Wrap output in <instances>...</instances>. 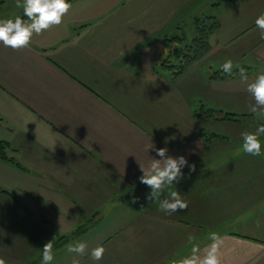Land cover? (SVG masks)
<instances>
[{
  "label": "crops",
  "instance_id": "crops-1",
  "mask_svg": "<svg viewBox=\"0 0 264 264\" xmlns=\"http://www.w3.org/2000/svg\"><path fill=\"white\" fill-rule=\"evenodd\" d=\"M196 1L70 0L63 23L34 35L28 48L0 44V141L8 143L7 159L0 158V223L6 211L16 222L11 212L27 207L25 196L71 211L73 223L110 212L124 191L150 189L138 178L139 164L156 156L146 150L153 143L195 164L193 172L182 169L188 208L170 215L159 202L131 208L112 239L91 241L81 264H178L194 245L203 253L213 232L221 237V264H264V155L245 154L241 137L260 123L247 85L264 73V39L255 26L264 0L216 3L207 17L219 26L203 55L175 76L176 50L196 48ZM21 10L15 0H0V19H26ZM229 59L231 74L222 70ZM201 98V109L235 123L208 118L204 128ZM202 127L227 132L215 142L202 138ZM96 246L105 248L99 262L90 258Z\"/></svg>",
  "mask_w": 264,
  "mask_h": 264
},
{
  "label": "clouds",
  "instance_id": "clouds-1",
  "mask_svg": "<svg viewBox=\"0 0 264 264\" xmlns=\"http://www.w3.org/2000/svg\"><path fill=\"white\" fill-rule=\"evenodd\" d=\"M15 6L23 10L26 19L17 16L15 19H0V44L13 50L26 49L30 46L34 35H40L55 26L63 23L64 17L69 13L72 4L68 0H15ZM255 26L260 30L261 38L264 39V13H261L255 20ZM222 70L231 74L233 71L232 60H227ZM239 75L242 80H248L246 70L239 68ZM247 92L252 95L255 105L250 106L252 113L258 124L254 132H242V151L251 156L264 155L260 137L264 136V73L256 76L253 82L247 85ZM153 149L155 157H151L147 166L139 164L142 173L139 182L148 186L151 192L146 196L149 201L159 200L160 210L172 214L188 208L187 202L182 198L179 191H170L168 198L160 199L165 189L174 187V182H179L184 178L182 169L188 167L189 172L195 171V164H190L184 155H169L167 147L156 148L150 143L146 150ZM156 157H159L158 159ZM133 203L137 198L133 197ZM54 239V238H53ZM52 239V240H53ZM209 239L212 243L201 252L198 245L191 249V255L181 259L178 264H221L219 234L210 233ZM52 240L46 242L42 248V264H52L54 260ZM88 250L85 242H76L67 245V251L75 254L72 264H81L75 257L84 256ZM105 248L96 246L90 252L93 262L103 259ZM0 264H6L4 259H0Z\"/></svg>",
  "mask_w": 264,
  "mask_h": 264
},
{
  "label": "rangeland",
  "instance_id": "rangeland-1",
  "mask_svg": "<svg viewBox=\"0 0 264 264\" xmlns=\"http://www.w3.org/2000/svg\"><path fill=\"white\" fill-rule=\"evenodd\" d=\"M219 1L220 0H197V10L194 13L196 17L192 19V22H190L191 29L194 28L192 23L196 25V29L198 23L202 25L201 21L205 22L207 20V16H209L211 12H215L217 5H219H216V3ZM224 1L226 0H221V2ZM198 19H201V21L198 22ZM202 104L203 100L201 98V100L197 101L199 112H202ZM225 115L223 118L226 117ZM215 116L217 118H221L219 110L215 113L214 117ZM214 117H208L205 114L201 115V119L203 121L202 123L204 125L203 127L205 128L208 118H211L209 120L214 121ZM219 122L224 123V125H222L223 127H228V124L225 123H235L234 121L227 119L222 121L220 120ZM223 132H227L226 128L225 131H220V129L214 130L211 132L213 133L211 139L215 142H219ZM231 134L232 133L228 134V138H231ZM224 137L222 139H225ZM185 183V180H181L180 185H174L172 188L165 189L163 194H169L170 191L181 192L184 189ZM140 189L124 191L122 196L118 195V205L111 207L110 212L101 211L99 213H94L87 217L85 221H81V223L71 222L73 216L71 211H66L65 213L56 212V209L42 201V199L38 201L33 197L25 196L23 198L26 200L25 204L27 207L14 206L16 211L11 212V216L18 214L16 222L14 221V216H12L14 220L10 219V213L6 211L4 213L5 218L2 220L4 223H0V259H4L6 264H42V248L46 242L54 238L52 240L54 254L52 264H72V259L75 254L67 251V245L74 244L76 242H85L87 243L89 249L91 247L92 240L96 241L99 237L108 235L109 237L101 243L105 244V242L112 239L113 235L111 234L114 228L126 221L127 216L131 214V208H157L155 206L159 200L149 201L146 198V196L151 192V189L146 191L144 194L136 195ZM133 197L137 198L136 203L132 202ZM3 198L8 199L7 196H3ZM160 199H164L163 195ZM30 213L34 216V218H32L31 215L28 216ZM163 213L165 214V212ZM63 214H66L67 217ZM166 215L169 214L166 213ZM178 216L181 215L178 213ZM40 217L46 219L60 217V219H56L52 223H36L35 220H38ZM64 237L66 239H64ZM75 258L79 259L81 263L88 260L85 256Z\"/></svg>",
  "mask_w": 264,
  "mask_h": 264
},
{
  "label": "trees",
  "instance_id": "trees-1",
  "mask_svg": "<svg viewBox=\"0 0 264 264\" xmlns=\"http://www.w3.org/2000/svg\"><path fill=\"white\" fill-rule=\"evenodd\" d=\"M68 1H70V0H68ZM229 1H235V0H229ZM208 20H210L209 23H207ZM200 21H201V19H198V22H200ZM201 23H202V25H200L199 23L197 24V32L198 33H197V37L195 40V43H196L195 51L192 54H189L188 52H184L183 48H180V49H177L175 52V54L177 56L182 58L180 65L175 67L177 70L174 73L175 76L185 72L190 65L194 64V62H196L200 59L201 55H203V47L207 41L209 34L219 26V23H218V20L216 17H207V20L205 22L201 21ZM204 114L208 117H214L213 113H210V111H205L203 109H202L201 114L198 117L201 118V115H204ZM225 116L226 117H224V118H223V116L221 118H217L215 116L214 119L216 121H220V120L222 121V120H226V119L231 120V121L235 120L231 116H228V115H225ZM200 134H201L203 139L208 140V139H211L213 133H211L209 135V133H207L204 130V128L202 127V128H200ZM7 144H8L7 142L0 141V158L1 159H7V152H6ZM84 230H85V228H84ZM64 239H66V238L64 237Z\"/></svg>",
  "mask_w": 264,
  "mask_h": 264
}]
</instances>
